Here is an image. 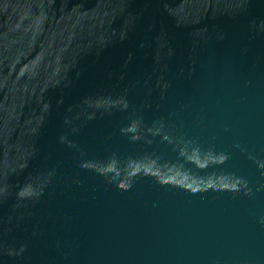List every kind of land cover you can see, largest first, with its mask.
<instances>
[{
	"label": "water",
	"instance_id": "95a60500",
	"mask_svg": "<svg viewBox=\"0 0 264 264\" xmlns=\"http://www.w3.org/2000/svg\"><path fill=\"white\" fill-rule=\"evenodd\" d=\"M0 264H264V0H0Z\"/></svg>",
	"mask_w": 264,
	"mask_h": 264
}]
</instances>
